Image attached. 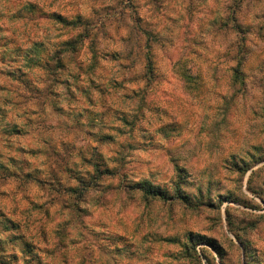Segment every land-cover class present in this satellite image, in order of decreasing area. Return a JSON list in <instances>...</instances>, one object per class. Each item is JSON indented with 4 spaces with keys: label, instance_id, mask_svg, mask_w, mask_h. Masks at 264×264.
<instances>
[{
    "label": "rangeland",
    "instance_id": "obj_1",
    "mask_svg": "<svg viewBox=\"0 0 264 264\" xmlns=\"http://www.w3.org/2000/svg\"><path fill=\"white\" fill-rule=\"evenodd\" d=\"M0 264H264V0H0Z\"/></svg>",
    "mask_w": 264,
    "mask_h": 264
},
{
    "label": "trees",
    "instance_id": "obj_2",
    "mask_svg": "<svg viewBox=\"0 0 264 264\" xmlns=\"http://www.w3.org/2000/svg\"><path fill=\"white\" fill-rule=\"evenodd\" d=\"M56 18H58V21L60 23H82L85 24L86 21L82 20L81 16H79L76 20L68 21L65 18H63L60 15H56ZM87 32L83 35H80V38H74V39H68L65 41L60 42L59 46L55 48V50L51 48H46L45 50L42 49H34L33 51H27L25 54L26 56V65L29 68H43L45 70H48L46 65L53 60L55 62L56 68L63 67L65 65V61L72 59L75 55V52L78 50L80 42L83 41L84 37H87ZM53 50V51H52ZM53 52L54 54L51 56L50 53ZM50 56V57H49ZM21 128H17L16 125H14L13 130H19ZM141 188L148 194L153 195H161L162 191H160L159 188H154L152 185L147 182H140L139 183Z\"/></svg>",
    "mask_w": 264,
    "mask_h": 264
}]
</instances>
